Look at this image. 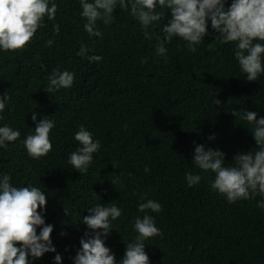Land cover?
I'll return each mask as SVG.
<instances>
[{
	"label": "trees",
	"instance_id": "trees-1",
	"mask_svg": "<svg viewBox=\"0 0 264 264\" xmlns=\"http://www.w3.org/2000/svg\"><path fill=\"white\" fill-rule=\"evenodd\" d=\"M57 4L55 20L45 18L46 26L23 50L0 52V96L11 98L0 124L21 133L0 149V173L10 175L14 186L32 185L47 194L45 220L55 226L51 239L63 264H73L70 257L88 231L80 222L87 209L112 201L123 214L113 222L106 246L121 260L137 235L133 226L143 215L137 211L141 196L162 206L149 213L161 231L145 241L151 264H264V209L257 207L264 197L229 203L211 189L213 175L192 165L198 144L219 148L229 166L238 152L255 147L251 126L231 114L249 110L264 116V76L245 80L234 46L221 44L210 22L196 53L174 38L165 45L167 54L158 56L156 39L145 40L128 12L117 9L110 26L98 24L103 37L90 38L79 0ZM167 19L166 13L152 29L161 39ZM82 43L102 60L78 56ZM57 68L75 72L74 84L48 93V77ZM35 111L38 120L55 121L53 148L40 159L31 158L22 143L34 131ZM81 125L102 145L84 173L68 164ZM213 134L216 139L209 141ZM188 171L204 179L190 188ZM54 255L35 264H53Z\"/></svg>",
	"mask_w": 264,
	"mask_h": 264
},
{
	"label": "clouds",
	"instance_id": "clouds-1",
	"mask_svg": "<svg viewBox=\"0 0 264 264\" xmlns=\"http://www.w3.org/2000/svg\"><path fill=\"white\" fill-rule=\"evenodd\" d=\"M79 5L81 19L85 21L84 31L90 38H102L98 24L110 26L115 19L114 13L120 9L138 22L145 40L156 39L158 56L167 54L165 45L174 38L184 41L187 50L196 53L209 34L210 22L219 42L234 46V59L245 80L255 82L264 76V0H231L230 6L229 0H79ZM57 12V0H0V52L23 50L37 31L46 26L45 18L54 21ZM166 13L168 19L162 27L161 39L152 29L159 26ZM53 31L59 35L58 24H53ZM53 43L49 39L46 46L51 47ZM89 51L82 43L77 55L93 62L102 60L101 56L89 55ZM74 80L75 72L57 68L48 77L47 92L70 89ZM10 99L5 94L0 96V122L5 119L4 112ZM214 102L221 105L217 99ZM38 115L41 114L32 112L34 131L22 141L33 159L45 157L53 148L50 134L55 121L44 116L38 120ZM231 115L251 126L248 130L255 147L246 153L238 152L229 166L226 154L219 148L198 144L195 145L192 165L202 173L213 175L211 189L229 203L254 199L257 195L264 197V116L258 118V112L249 110L243 113L234 110ZM20 136L19 130L7 123L0 124V149L6 150ZM215 139L214 134L209 136V141ZM74 140L79 146L71 152L68 164L79 173L87 172L94 154L102 146L101 142L94 139L93 133L83 125L75 133ZM148 171L145 168V172ZM114 176L118 179V175ZM202 179L204 176L199 173H185L190 188L199 185ZM46 205L47 194L41 188L14 186L10 175L0 173V264H35L50 253L55 254L53 264H63V256L51 239L55 226L45 220ZM257 207L264 209V199L257 203ZM161 210L158 201L140 197L137 211L143 215L135 218L133 226L137 235L134 241L125 245L124 256L117 261L106 241L114 231L113 222L122 216L123 209L114 201L88 208V215L80 220L88 231L80 240L75 257L70 259L73 264H151L145 241L161 235V231L154 215L149 213Z\"/></svg>",
	"mask_w": 264,
	"mask_h": 264
}]
</instances>
